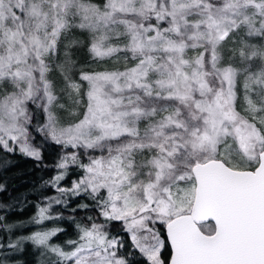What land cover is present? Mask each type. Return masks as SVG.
<instances>
[{
    "label": "snow or ice",
    "instance_id": "obj_1",
    "mask_svg": "<svg viewBox=\"0 0 264 264\" xmlns=\"http://www.w3.org/2000/svg\"><path fill=\"white\" fill-rule=\"evenodd\" d=\"M48 143L0 264H264V0H0V181Z\"/></svg>",
    "mask_w": 264,
    "mask_h": 264
},
{
    "label": "trees",
    "instance_id": "obj_2",
    "mask_svg": "<svg viewBox=\"0 0 264 264\" xmlns=\"http://www.w3.org/2000/svg\"><path fill=\"white\" fill-rule=\"evenodd\" d=\"M93 67H95V65H93ZM42 154L43 160L40 162L24 157L18 151L7 154L8 158L14 162V167L4 180L0 182H6L9 186V198L19 194H23V197H27L26 201L21 199L18 204L9 199V202L14 204V208L8 209L7 212L8 216L13 221H29L30 218L38 212L39 206H43L48 202V198L59 195L55 188L50 184L46 186L45 182L49 181L60 171L55 165L59 160V156L63 153L60 152L59 146L48 143L42 145ZM81 174V171L76 169L75 166H70L68 176L64 181H61V186H71V183L77 180ZM2 202L3 201L0 200V203ZM74 205L75 201H73L72 206ZM54 209L63 211L64 219L47 221L45 223L48 227L60 226L65 229L64 233H61L57 238H54V242L60 244L68 239L76 238V228L68 220L70 215H74L76 219L79 220L85 215V211H87L88 215L94 214L90 210H78L76 213H71L70 210H65L59 205H54ZM38 227L41 226L29 224L24 231L27 232Z\"/></svg>",
    "mask_w": 264,
    "mask_h": 264
}]
</instances>
